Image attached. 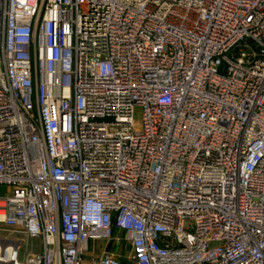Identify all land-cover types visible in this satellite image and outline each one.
I'll return each instance as SVG.
<instances>
[{"label":"built area","instance_id":"obj_1","mask_svg":"<svg viewBox=\"0 0 264 264\" xmlns=\"http://www.w3.org/2000/svg\"><path fill=\"white\" fill-rule=\"evenodd\" d=\"M0 224L40 247L0 264H264V0H0Z\"/></svg>","mask_w":264,"mask_h":264},{"label":"rangeland","instance_id":"obj_2","mask_svg":"<svg viewBox=\"0 0 264 264\" xmlns=\"http://www.w3.org/2000/svg\"><path fill=\"white\" fill-rule=\"evenodd\" d=\"M138 117H139V110H137L135 114V118L138 119ZM14 238L21 239L24 241L23 247L20 249L19 252L20 261H23L27 255L35 253L40 249L37 240L16 234L12 230L5 228L3 225L0 224V240L14 239ZM102 247L103 246H101V248ZM89 249L91 250V247Z\"/></svg>","mask_w":264,"mask_h":264},{"label":"bare ground","instance_id":"obj_3","mask_svg":"<svg viewBox=\"0 0 264 264\" xmlns=\"http://www.w3.org/2000/svg\"><path fill=\"white\" fill-rule=\"evenodd\" d=\"M2 252H3V248H2V245L0 244V258L2 256Z\"/></svg>","mask_w":264,"mask_h":264}]
</instances>
